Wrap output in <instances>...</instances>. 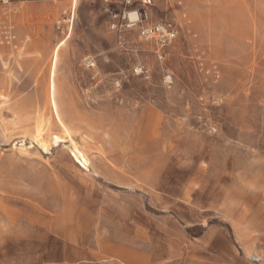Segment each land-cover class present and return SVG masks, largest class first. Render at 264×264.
<instances>
[{
	"label": "rangeland",
	"instance_id": "374dc122",
	"mask_svg": "<svg viewBox=\"0 0 264 264\" xmlns=\"http://www.w3.org/2000/svg\"><path fill=\"white\" fill-rule=\"evenodd\" d=\"M151 1L0 0V264H264V0Z\"/></svg>",
	"mask_w": 264,
	"mask_h": 264
},
{
	"label": "built area",
	"instance_id": "2783aa9c",
	"mask_svg": "<svg viewBox=\"0 0 264 264\" xmlns=\"http://www.w3.org/2000/svg\"><path fill=\"white\" fill-rule=\"evenodd\" d=\"M142 3L141 9H131L134 0H125L126 8L120 12L107 9L111 16V29L116 32L137 30L141 39L154 41L160 50L172 46L178 38V30L170 23H155L150 20L149 7L151 0H137ZM89 68L95 67L93 59H86Z\"/></svg>",
	"mask_w": 264,
	"mask_h": 264
},
{
	"label": "bare ground",
	"instance_id": "6f19581e",
	"mask_svg": "<svg viewBox=\"0 0 264 264\" xmlns=\"http://www.w3.org/2000/svg\"><path fill=\"white\" fill-rule=\"evenodd\" d=\"M50 96V95H49ZM7 100V99H6ZM53 106H54V103H53ZM41 115H42V113H41ZM43 117V116H42ZM44 123V122H43ZM41 124V123H40ZM49 122H48V126L47 127H44V125L42 126V125H39L38 127H37V129H36V133H35V135H34V137H33V139H31V141H33L34 143H39V144H41L42 146H46V147H51V142H52V144H53V139L55 138V137H60V138H63V137H61V136H53L52 137V139L51 140H47V139H45V136H47V134H48V132H49V129H50V127H49ZM76 148H79V147H76ZM82 154L85 156V158H86V162H87V164H88V166H89V160H88V158L86 157V155L84 154V152L82 151Z\"/></svg>",
	"mask_w": 264,
	"mask_h": 264
},
{
	"label": "crops",
	"instance_id": "0c3cea01",
	"mask_svg": "<svg viewBox=\"0 0 264 264\" xmlns=\"http://www.w3.org/2000/svg\"><path fill=\"white\" fill-rule=\"evenodd\" d=\"M177 29V28H176ZM178 30V29H177Z\"/></svg>",
	"mask_w": 264,
	"mask_h": 264
}]
</instances>
